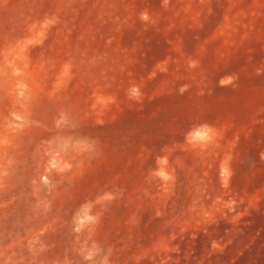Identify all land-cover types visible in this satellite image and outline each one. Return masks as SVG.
Segmentation results:
<instances>
[{
	"label": "rangeland",
	"instance_id": "374dc122",
	"mask_svg": "<svg viewBox=\"0 0 264 264\" xmlns=\"http://www.w3.org/2000/svg\"><path fill=\"white\" fill-rule=\"evenodd\" d=\"M0 264H264V0H0Z\"/></svg>",
	"mask_w": 264,
	"mask_h": 264
},
{
	"label": "clouds",
	"instance_id": "9594fccd",
	"mask_svg": "<svg viewBox=\"0 0 264 264\" xmlns=\"http://www.w3.org/2000/svg\"><path fill=\"white\" fill-rule=\"evenodd\" d=\"M132 92H133V94H135V93L137 92V89H135V88L132 89ZM195 135L197 136V138H199L200 133L197 132V133H195ZM158 175L161 176L162 179H167V176H166V174H165L164 172H160V173H158ZM100 199H111V196L106 194L104 197H102V198H100ZM98 202H99V201H98ZM90 207H91V206H88V210H90ZM93 219H94V218H93L92 216L88 215V213H87V211H86V212L84 213V220L81 221V223L91 222Z\"/></svg>",
	"mask_w": 264,
	"mask_h": 264
}]
</instances>
